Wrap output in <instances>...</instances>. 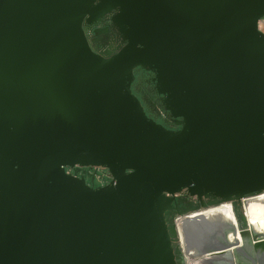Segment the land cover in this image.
Returning <instances> with one entry per match:
<instances>
[{"label":"water","instance_id":"water-1","mask_svg":"<svg viewBox=\"0 0 264 264\" xmlns=\"http://www.w3.org/2000/svg\"><path fill=\"white\" fill-rule=\"evenodd\" d=\"M111 10L126 45L103 57L83 23ZM262 19L264 0H0V264H264L246 216L264 195ZM135 68L176 130L145 114ZM223 204L238 238L216 217L183 249L176 220Z\"/></svg>","mask_w":264,"mask_h":264},{"label":"flooded vegetation","instance_id":"flooded-vegetation-1","mask_svg":"<svg viewBox=\"0 0 264 264\" xmlns=\"http://www.w3.org/2000/svg\"><path fill=\"white\" fill-rule=\"evenodd\" d=\"M116 13L117 10H111L89 21L85 20L83 23V30L88 45L93 52L103 57L116 54L126 45V41L112 21ZM133 75L134 80L131 84V92L140 101L145 114L165 128L176 130L178 127L174 125V119L164 110L161 102L162 97L156 91L155 82L153 81L154 74L141 68H135ZM70 172L82 176V171H78L77 168L70 169ZM172 190H179V188ZM183 196H187V194H183L181 197ZM194 202H196V199ZM175 212L177 211L166 215L168 221L175 218ZM176 258L177 264H187L181 256L176 255ZM240 264L244 263L240 262ZM253 264L257 263L254 262Z\"/></svg>","mask_w":264,"mask_h":264},{"label":"bare ground","instance_id":"bare-ground-1","mask_svg":"<svg viewBox=\"0 0 264 264\" xmlns=\"http://www.w3.org/2000/svg\"><path fill=\"white\" fill-rule=\"evenodd\" d=\"M246 216L248 222L252 226L260 231H264V195L260 200L250 204ZM216 217L230 223V226L226 230L224 236L226 242H231L238 238L231 206L229 204H223L218 208L209 209L176 220L175 224L177 227L180 244L182 245L183 249L187 248L192 233L197 230L204 229V227Z\"/></svg>","mask_w":264,"mask_h":264},{"label":"rangeland","instance_id":"rangeland-1","mask_svg":"<svg viewBox=\"0 0 264 264\" xmlns=\"http://www.w3.org/2000/svg\"><path fill=\"white\" fill-rule=\"evenodd\" d=\"M259 29L264 33V19L260 21Z\"/></svg>","mask_w":264,"mask_h":264},{"label":"built area","instance_id":"built-area-1","mask_svg":"<svg viewBox=\"0 0 264 264\" xmlns=\"http://www.w3.org/2000/svg\"><path fill=\"white\" fill-rule=\"evenodd\" d=\"M66 171H67V173L72 174V173L70 172V169H66Z\"/></svg>","mask_w":264,"mask_h":264}]
</instances>
